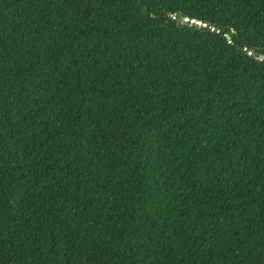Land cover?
I'll list each match as a JSON object with an SVG mask.
<instances>
[{"label":"trees","instance_id":"1","mask_svg":"<svg viewBox=\"0 0 264 264\" xmlns=\"http://www.w3.org/2000/svg\"><path fill=\"white\" fill-rule=\"evenodd\" d=\"M260 55L264 0H0V264H264Z\"/></svg>","mask_w":264,"mask_h":264},{"label":"water","instance_id":"2","mask_svg":"<svg viewBox=\"0 0 264 264\" xmlns=\"http://www.w3.org/2000/svg\"><path fill=\"white\" fill-rule=\"evenodd\" d=\"M177 23L188 24V25H202L200 22H198L196 20H192V19L186 18L183 15H179L178 16ZM226 37L228 39H231V35L230 34H226ZM255 56L258 57L259 55L257 53H255ZM260 58L263 59L264 55H260Z\"/></svg>","mask_w":264,"mask_h":264}]
</instances>
